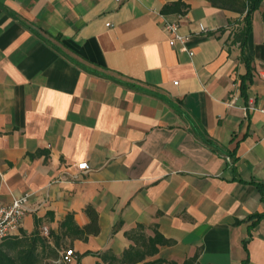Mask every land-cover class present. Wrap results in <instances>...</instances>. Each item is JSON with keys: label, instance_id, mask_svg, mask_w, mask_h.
<instances>
[{"label": "crops", "instance_id": "crops-1", "mask_svg": "<svg viewBox=\"0 0 264 264\" xmlns=\"http://www.w3.org/2000/svg\"><path fill=\"white\" fill-rule=\"evenodd\" d=\"M172 1L0 0V201L31 194L27 233L94 207L100 233L73 242L74 264L120 257L138 224L173 241L147 261L264 264V114L248 110L264 107L262 7L242 51L243 15L207 0L160 14Z\"/></svg>", "mask_w": 264, "mask_h": 264}, {"label": "trees", "instance_id": "trees-1", "mask_svg": "<svg viewBox=\"0 0 264 264\" xmlns=\"http://www.w3.org/2000/svg\"><path fill=\"white\" fill-rule=\"evenodd\" d=\"M188 0H173L163 5L160 14L163 15H186L189 6ZM217 9H223L230 12H236L243 15L242 28L235 32L233 43H239L243 51L247 45L249 35L252 31V17L254 12L262 7V22L264 24V0H207ZM247 69L249 63L245 61ZM250 82L249 73L240 79V93L243 99L247 100V88ZM176 109V107H175ZM176 111L180 112V110ZM205 144H211L209 139H204ZM261 190V187H259ZM85 213L89 223L84 226H77L73 216L68 214L64 221L59 225L58 233L49 230L45 235L41 231L42 222L40 219H34L35 229L32 233H27L21 229L19 235L9 236L0 242V264H54L60 261L61 247L68 245L72 249L73 242L76 240L87 241L91 236H97L100 233L98 213L92 206L85 208ZM254 217L262 218L264 215H255ZM145 226L138 224L135 230L124 232L125 236L132 242L126 248L123 254L118 257L112 251L94 254L100 258V262L95 264H164L161 259L152 258L159 251V246H167L173 243L172 240L164 238L158 232L157 227H153L154 235L147 236ZM92 254V253H85ZM80 256H77V264ZM197 256L185 262V264H196ZM61 262V261H60ZM62 263V262H61Z\"/></svg>", "mask_w": 264, "mask_h": 264}, {"label": "built area", "instance_id": "built-area-1", "mask_svg": "<svg viewBox=\"0 0 264 264\" xmlns=\"http://www.w3.org/2000/svg\"><path fill=\"white\" fill-rule=\"evenodd\" d=\"M162 28L167 35V43H169L171 47L177 46L180 51L189 53L187 47L188 37L180 32L177 23L164 22ZM248 110L260 111L264 114V107L259 108L251 105V107H248ZM226 158L230 161L229 157ZM76 169L86 173L90 170V167L87 162H80L77 163ZM30 196V193H24L19 198H14L9 204L5 205L0 201V242L9 236L19 235L23 223L22 220L29 211L27 204ZM43 231L46 233V229ZM74 256V250L68 249L62 254L60 261L64 264L69 263Z\"/></svg>", "mask_w": 264, "mask_h": 264}, {"label": "rangeland", "instance_id": "rangeland-1", "mask_svg": "<svg viewBox=\"0 0 264 264\" xmlns=\"http://www.w3.org/2000/svg\"><path fill=\"white\" fill-rule=\"evenodd\" d=\"M43 233L46 234L44 231H43ZM67 248H68V245H65V246L61 247V249H60V257H61L62 254L67 250ZM74 262H75V256L73 257V259H72L71 262H69V263H65V264H74ZM53 263H54V264H64V263H61L60 261H58V262H53Z\"/></svg>", "mask_w": 264, "mask_h": 264}]
</instances>
